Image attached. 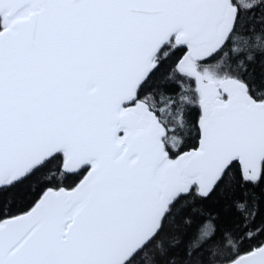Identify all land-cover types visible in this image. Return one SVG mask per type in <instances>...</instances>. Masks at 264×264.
<instances>
[{
    "label": "snow or ice",
    "instance_id": "1",
    "mask_svg": "<svg viewBox=\"0 0 264 264\" xmlns=\"http://www.w3.org/2000/svg\"><path fill=\"white\" fill-rule=\"evenodd\" d=\"M0 264H264V0H0Z\"/></svg>",
    "mask_w": 264,
    "mask_h": 264
}]
</instances>
